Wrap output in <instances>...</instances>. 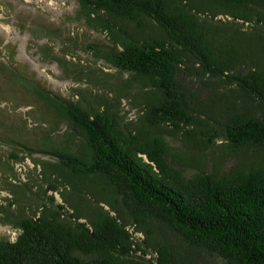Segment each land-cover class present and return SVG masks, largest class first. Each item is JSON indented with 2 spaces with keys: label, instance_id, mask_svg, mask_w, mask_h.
Segmentation results:
<instances>
[{
  "label": "trees",
  "instance_id": "16d2710c",
  "mask_svg": "<svg viewBox=\"0 0 264 264\" xmlns=\"http://www.w3.org/2000/svg\"><path fill=\"white\" fill-rule=\"evenodd\" d=\"M78 5L106 33L101 56L127 74L126 93L74 104L2 64L0 93L22 89L50 111L35 150L52 161L41 160L35 210L4 211L16 233L0 238V264H264V0ZM184 72L208 87L198 106ZM129 96L134 120L118 108ZM0 141L13 158L29 150L11 134ZM197 150L210 158L191 167Z\"/></svg>",
  "mask_w": 264,
  "mask_h": 264
},
{
  "label": "rangeland",
  "instance_id": "374dc122",
  "mask_svg": "<svg viewBox=\"0 0 264 264\" xmlns=\"http://www.w3.org/2000/svg\"><path fill=\"white\" fill-rule=\"evenodd\" d=\"M110 51L106 33L86 24L78 0H0L1 84L7 81V70L1 67L4 64L24 72L61 99L74 104L86 100L95 105L115 96L113 89L121 88L120 93H126L122 81L127 74L101 56ZM184 70L193 73V68ZM185 72L179 81L189 96L195 95L191 102L198 106L208 95V87L195 83ZM131 99L121 98L118 103L127 120H134L138 114ZM50 114L22 89L12 87L0 93L1 137L11 134L29 147L23 148L25 152L12 151L19 157L13 158L11 149L0 141V238L14 239L16 233L12 222L5 220L4 211L30 214L35 210L37 194L44 189L45 183L39 179L41 160L52 158L35 149L45 142L42 121ZM66 131L67 126L60 122L52 134L57 145L66 144ZM169 140L174 147L179 145L178 134H172ZM215 152L210 154L214 156ZM210 154L197 150L188 162L192 167L210 158ZM231 162L229 157L219 160L221 167ZM23 182L27 183L23 190H11V184ZM54 196L61 201L57 193Z\"/></svg>",
  "mask_w": 264,
  "mask_h": 264
}]
</instances>
